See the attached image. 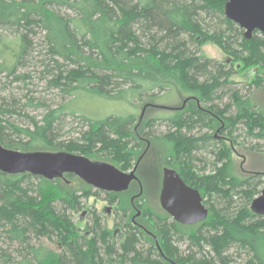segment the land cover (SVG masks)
Listing matches in <instances>:
<instances>
[{"label": "trees", "instance_id": "trees-1", "mask_svg": "<svg viewBox=\"0 0 264 264\" xmlns=\"http://www.w3.org/2000/svg\"><path fill=\"white\" fill-rule=\"evenodd\" d=\"M225 2L0 0V32L14 34L9 43L0 36L1 69L8 76H14L18 68L25 66L30 51L28 34L34 29L40 30L46 56H49V63L43 64L41 74L52 75L48 84L74 98V108L69 112L71 117L80 111L75 103L89 98L134 108L145 101L153 102L158 94L176 91L184 98L193 97L209 105L199 110L189 101L183 110L174 112L171 117L147 121L140 131V136L150 142L159 140L171 145L163 164L173 168L187 186L199 191L208 209L205 221L182 226L166 214L159 217L146 211L145 217L153 223L154 233L146 224H139L144 228L140 230L132 227L128 220L127 225L124 223L125 239L117 253L110 243V231L102 229L96 236L93 228V236H81L68 216L55 208L60 204L62 211L76 212L82 199L59 185V179L48 181L27 173H0V233L5 234L8 244L20 248V260L15 264H229L231 257L225 254L231 248L237 257L244 256L241 264H264V216L255 215L250 205L233 212L229 210L233 192L243 193L246 201L251 202L260 194L258 187L264 184L261 173L238 179L230 171L231 154L237 146L231 137L238 126L247 137L264 141V103L262 106L255 103L250 93L241 96L232 89L236 83L229 80L231 75L252 68L255 78L247 87L262 89L264 95V36L255 32L250 40H245L242 30L223 16ZM61 9L72 16H66ZM201 15L213 17L218 23L211 29L204 25ZM184 37L194 43L196 49L205 43L213 44L231 58L230 67L234 68L212 63L202 54L188 53ZM144 39L146 46L142 43ZM200 77L206 79L200 83ZM113 90H117L114 95ZM226 92L229 103L222 109L211 105L215 99L221 101ZM134 101L137 103L133 104ZM147 104L151 103L144 105ZM24 106L41 107L34 105L32 99ZM66 107L48 109L40 122L31 124L32 129L18 128L0 117V145L13 151L29 152L26 148L31 144L41 143L47 148L45 152L63 151L91 159L101 154L116 168L125 171L137 154L128 148L134 139L131 127L136 121L135 114L126 112L99 119L81 114L87 128L80 138L55 145L54 135L61 126ZM157 120L169 123L173 130L160 137H145L144 133ZM213 124L221 134L226 133L229 140L226 139L227 144L220 141L211 171L206 173L203 167L195 165V161L200 162L195 155L207 142L216 139L214 135H199L193 131L202 127L212 130ZM7 129L18 138L28 139L27 144L6 142L3 133ZM32 180L37 181L34 186ZM216 194L224 200L225 209L212 204V196ZM121 207L123 210L127 205ZM124 213L122 211L123 217ZM93 224L99 228L98 218L94 217ZM180 229L190 232L183 234ZM48 234H53L63 248L61 254L31 244L30 235ZM172 239H186L198 249L206 245L212 256L199 260L189 255L181 257ZM141 242L148 245L145 253L137 250ZM0 264H13L1 247Z\"/></svg>", "mask_w": 264, "mask_h": 264}, {"label": "rangeland", "instance_id": "rangeland-1", "mask_svg": "<svg viewBox=\"0 0 264 264\" xmlns=\"http://www.w3.org/2000/svg\"><path fill=\"white\" fill-rule=\"evenodd\" d=\"M61 10L62 13L64 12L66 14V16H72L69 11L65 9ZM201 18L204 20V25L210 27L211 29H213L214 25L218 23V20L214 19L213 17H205L201 15ZM1 35L4 36V40H6L7 43L11 42L14 37V34L11 32L2 31L0 32V36ZM42 36L43 34L38 29H34V32L28 34L30 51L28 57H26L27 62L24 67L17 69L14 76H8V73L0 67V110L3 113V115L0 117L8 124H12L18 128L32 129L31 124L34 122H40L48 109H55L59 106H68L64 112L65 115L64 119L61 121V126L54 135L53 144L55 145H64L80 138L81 133L87 128L86 124L82 121L81 114L88 118L99 119L108 115H121L126 112H133L135 114L136 121L133 123L131 131L134 133L133 138H135V136L141 135V127L146 125L147 121L173 116V113L176 111L166 109L180 107L182 100L184 99V97L178 95L176 91H170L168 93L163 92L158 94V97L153 102L145 101L132 108L127 105H120L112 102L109 103L99 99L89 98L88 100H79V103H75V106L79 107L81 112L78 111L71 117L69 112L71 108H74V98L72 96L65 95L58 88L48 84V81L52 78V75L41 74L43 64L46 65L49 63V56H46L47 50L45 48ZM185 40L187 42L186 48L188 53H195L196 56L202 54L204 58L210 60L212 63L223 65L227 68H230L231 70L234 68L230 67V64L232 63L231 58L222 54L221 51L213 44L205 43L200 47V49H196V45L194 43H190L187 38ZM142 43L145 46L147 45V41L145 39L142 40ZM1 64L2 60L0 57V65ZM254 73L255 70L252 68L243 69L238 74L231 75L229 80L236 83L232 86V89L237 90L243 97L250 93V96L252 97L251 99H253V101L258 105L262 106L264 103L262 89H250L247 87V83L254 80ZM19 76H26L27 78L20 79ZM16 77L19 79H15ZM205 79V77H200L198 78V82L202 83ZM116 92L117 90H113L111 93L114 95ZM28 99H32L34 105L39 104L41 107H25L24 104ZM221 99V101L215 99L211 105L218 106V109H222L224 105L229 103L228 92L222 95ZM136 103L137 102L135 101L133 102V104ZM146 103L163 107V109L147 107L144 111H142L143 106ZM208 106V104H200V107L204 110L208 108ZM10 110L13 111L12 114L8 113ZM141 114L142 118L139 120ZM211 129L212 130L202 127L199 131L195 129L193 131V133H198L199 135L204 133L214 135L216 139V141L207 142V144L198 151L197 155H195L196 158L200 160V162L195 161V165H199L201 168L203 167L206 173L211 171V163L215 160V154L220 147V141L222 140L227 144L228 141L226 139L229 140V138L225 136L226 133L221 134L218 130L216 131V126L214 124L212 125ZM172 130L173 128L169 127V123L157 120L154 121L151 129L146 131L144 134L145 137L146 135L160 137ZM138 131L140 133H138ZM3 135L6 142L11 141L15 144L24 145L27 144L28 141V139L24 138L23 136L18 138L8 129L4 131ZM231 138H233L237 145L235 149L236 151L231 154L230 171L232 175L238 179H242L248 174L257 172L264 175V154L260 152L264 151V141L247 137L241 126L236 128V131ZM40 144L41 143H38L37 145L31 144V146L26 149L29 152H45L47 148ZM134 146L135 145H133L132 142L128 144V148L133 149V151L137 152V154L136 157L132 159L133 161H131V164L128 168H126L125 172L131 169L136 159L145 152V145L141 142L139 148H135ZM170 146L171 145L169 143L164 141L162 142L156 140L150 142V146L140 162V171H138L140 185L138 187L136 184H134L128 190V192L106 193L89 188V186H86L74 176H64L62 179H59V185L67 187L71 192H75L77 196L82 198L80 200V208L76 212L69 210L64 211V209L62 211L60 204H56L55 208L60 212H64L68 216V218L78 229L81 236H93V228L96 236H98L102 229L110 231L112 233L110 243L114 244L115 249H117V253H119V245L125 239L124 223L127 224L126 222H128L127 218L122 216V211L126 212L130 209L129 198L131 195L140 194L138 205L142 210V216L144 219H141V217L139 219H135L136 223L146 224V226L153 230V233L155 231L154 225L149 220L147 221V217H145L146 215L144 213L149 211L155 215H159V217H161L163 214H166L159 206L158 195L160 190L161 171L162 167L164 166L163 161L169 151ZM22 149H24V147H22ZM96 158L88 159L114 165L111 163L109 158L104 155L99 154L96 156ZM32 183L34 186L37 181L32 180ZM258 188L260 190L262 189V187ZM82 192H89L91 195H93L87 197V195L82 194ZM114 194L116 196H113ZM231 196L232 203L229 207L231 212L243 207L244 205L249 206L251 203L246 201L243 193L241 192H233ZM107 197L111 198L112 202L108 201ZM211 202L216 208H226L224 207V200L217 194L212 196ZM125 204L127 207L122 210L121 206ZM131 214L134 215V212L131 211ZM94 217L98 218L100 222L99 228H96V226L93 224ZM184 231L185 229H180V232L183 234L190 232ZM193 231H196V229H193ZM4 236L5 234L0 233V247L9 255L12 263L15 264L18 262V260H20V248L16 245L8 244L4 239ZM30 238L31 244H34V246L41 245L47 250L59 254L63 252V248H61V246L57 243L53 234L38 237L30 235ZM172 241L173 246L177 248L178 254L181 257H186L189 255L194 259L199 260L201 258L207 259V257L212 256L210 249L206 245H204L201 249H198L186 239L182 241L172 239ZM137 248V250L140 252L145 253L148 249V245L144 242H141L138 244ZM225 255L231 257L229 264H241L244 260V256L237 257L234 248H231Z\"/></svg>", "mask_w": 264, "mask_h": 264}, {"label": "water", "instance_id": "water-1", "mask_svg": "<svg viewBox=\"0 0 264 264\" xmlns=\"http://www.w3.org/2000/svg\"><path fill=\"white\" fill-rule=\"evenodd\" d=\"M223 16L242 30L247 41L255 32L264 36V0H226ZM153 106L144 105L142 111ZM155 108L163 109L159 106ZM141 118L142 114L139 120ZM140 159L131 171L124 172L114 165L92 161L82 155L66 152H19L0 145V173L6 175L27 173L48 181L72 175L93 189L106 193L125 192L131 182L138 181L135 171ZM158 202L169 218L182 226L197 225L205 221L208 215V209L199 191L187 186L174 170L168 168L162 170ZM249 208L255 215L264 216V184L260 194L251 201Z\"/></svg>", "mask_w": 264, "mask_h": 264}, {"label": "flooded vegetation", "instance_id": "flooded-vegetation-1", "mask_svg": "<svg viewBox=\"0 0 264 264\" xmlns=\"http://www.w3.org/2000/svg\"><path fill=\"white\" fill-rule=\"evenodd\" d=\"M185 101H186V102H185ZM189 101L194 102V103L196 104L197 108H199V110H204L203 108L200 107V104H201V103H200L198 100H196L195 98H193V97L184 98V99L182 100V103H181L180 107H178V108H181L180 110H176L177 108H170V110H171V111H181V110H183V109L187 106V104H188ZM150 108H154V109H156V108H155V105H154L153 107H150ZM206 113H207V114H210V113H208V112H206ZM217 130H218V129H216V131H217ZM216 131H215V132H216ZM218 131H219V130H218ZM216 133H217V132H216ZM224 139H226V138H224ZM131 142H132L133 145H135V146H134L135 148H139L140 142H141L142 144H144V145H145V149H144L145 152L143 151L144 153L139 157V158H141V159H140V161H139V163H138V166H137V169H136V171H135V176L137 177L138 181H133V182H131L130 185H129V187H128V189H127L125 192H128V190H129L134 184H136V186L139 187L140 184H139L138 171H140V162H141L143 156L146 154V152H147V150H148V148H149V146H150V140H149V139H146V138H142L141 136H135V138H134ZM131 142H130V143H131ZM139 158L136 159V161H135V163L133 164V166H132L131 169H133L134 165L136 164V162L138 161ZM170 166H171V165H170ZM164 168H168V169L174 170L173 168H171V167H169V166H166V165H164V166L162 167V170H163ZM131 169H129L127 172L131 171ZM174 171H175V170H174ZM124 172H125V171H124ZM175 172H176V171H175ZM176 173H177V172H176ZM177 174H178V173H177ZM161 182H162V171H161V179H160V189H161ZM89 187H90V186H89ZM90 188L92 189V187H90ZM159 192H160V190H159ZM122 193H123V192H122ZM107 195H109V194H107ZM158 196H159V195H158ZM139 197H140V194H133V195L130 196V198H129L130 209L127 210V211L124 213V218L126 217L127 220H129L130 225H131L132 227H136V228H138V229H140V230H144V228H143L141 225H139L138 223H136V221H135V219H139V218L142 216V210L140 209V206L138 205ZM107 198H108V197H107ZM107 200L110 201V202H112V199H111V198H108ZM136 201H137V203H136ZM131 211L134 212V215L131 214ZM117 212H119V211H117ZM126 223H127V222H126ZM126 225H127V224H126ZM151 236H153V235L151 234Z\"/></svg>", "mask_w": 264, "mask_h": 264}]
</instances>
